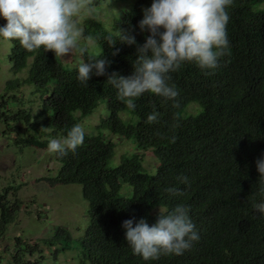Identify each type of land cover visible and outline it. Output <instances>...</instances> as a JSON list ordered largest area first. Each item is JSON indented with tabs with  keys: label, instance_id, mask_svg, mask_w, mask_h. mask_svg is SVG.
<instances>
[{
	"label": "trees",
	"instance_id": "trees-1",
	"mask_svg": "<svg viewBox=\"0 0 264 264\" xmlns=\"http://www.w3.org/2000/svg\"><path fill=\"white\" fill-rule=\"evenodd\" d=\"M134 1L115 19L113 29H134L137 43L142 44L148 33H141L137 25L142 8L151 0ZM227 11V54L211 75L190 63L171 73V83L180 93L176 105L151 93L136 98L134 110L116 100L108 76L131 74L135 47L119 42L110 46L105 37L112 33L96 13L83 20L82 31L84 40L95 42L101 53L93 55L86 49L83 59L104 56L111 63L104 76H93L86 85L76 80V68H64L52 52H29L11 42L9 62L16 78L8 81L0 96V124L5 136H18L14 143L19 149L46 150L50 137H60L90 117L101 101L108 109V116L93 135L85 134L74 154H54L59 170L44 179L54 189L81 186L88 203L83 234L74 238L68 229L57 227L51 237L33 244L17 238V257L24 259L13 257L15 264H47L44 249L54 259L77 249L79 264H264V215L254 208L261 198L255 161L264 153V0H232ZM117 47L119 53L112 56ZM24 71L25 78L17 77ZM25 86H34L39 94L41 110L36 117L13 94ZM153 107L159 120L146 123ZM192 107L196 112H189ZM186 112L189 116L183 117ZM123 114L136 121L125 122ZM105 132L132 141L135 150L152 152L159 162L156 174L149 175L143 157L136 154L124 155L111 166L117 146ZM182 176L188 178L187 185L179 183ZM170 186L180 188L183 195L165 191ZM18 190L10 186L0 191V245L24 206ZM177 203L190 208L199 241L180 256H161L157 261L133 255L124 240L122 221L143 217L151 224L159 209Z\"/></svg>",
	"mask_w": 264,
	"mask_h": 264
},
{
	"label": "clouds",
	"instance_id": "clouds-1",
	"mask_svg": "<svg viewBox=\"0 0 264 264\" xmlns=\"http://www.w3.org/2000/svg\"><path fill=\"white\" fill-rule=\"evenodd\" d=\"M232 0H151L142 8L138 21L141 33L147 32L144 42L138 44L134 29H113L105 37L110 46L117 42L135 47V60L129 76L112 72L108 84L116 89V100L135 109L134 100L145 93L154 94L173 105L178 103L179 89L171 83V73L185 64H193L203 73L211 75L219 67L220 57L227 54L230 41L227 33L228 7ZM94 0H0V39L17 41L25 50L52 52L64 57L79 50L81 62L76 65V80L88 84L93 77L104 76L111 61L101 56L83 59L85 47H80L84 33L77 21L93 18ZM120 48L111 53L116 56ZM160 113L155 110L146 115V123H156ZM86 129L74 123L64 135L50 137L46 150L58 157L75 153L84 142ZM258 173L257 192L260 199L254 208L264 215V153L255 161ZM187 185V177H179ZM176 196L183 195L180 188L165 189ZM124 240L133 255L143 261H157L161 256H180L200 239L190 215V208L177 203L159 212L153 223L134 217L122 221Z\"/></svg>",
	"mask_w": 264,
	"mask_h": 264
},
{
	"label": "rangeland",
	"instance_id": "rangeland-1",
	"mask_svg": "<svg viewBox=\"0 0 264 264\" xmlns=\"http://www.w3.org/2000/svg\"><path fill=\"white\" fill-rule=\"evenodd\" d=\"M134 3V0L122 2L117 0H94V13H96L97 20L110 33H113L115 19L122 17L126 11L132 8ZM83 20L77 21L81 29ZM80 47H85L93 55L101 53L100 48L93 41L83 39L80 41ZM11 48V42L0 39V96L4 94L8 81L16 78L11 72L12 66L9 62ZM58 59L64 68L72 69L76 68V65L81 62V55L77 49L64 57H58ZM17 77L25 78L26 72H22ZM13 94L23 102L27 110H31L34 117L39 114L41 103L34 86H25V88ZM8 108L12 109V106ZM196 110V107H192L189 112L193 113ZM107 116V102L101 101L96 111L90 117L81 121L86 129V134L93 135L97 125H100L101 120ZM188 116L187 112L183 114V117ZM121 117L125 122L136 121L133 117V120H131L129 114H123ZM20 128L26 130L25 125ZM2 130H4V127L0 124V191L10 186L19 187L17 195L23 201L24 206L18 220L10 226L1 242L0 264H15L13 257L18 258L16 252L17 238L33 244V241L51 237L57 227L68 229L74 238L81 236L88 222V203L83 198L81 186H59L54 189L44 181L45 178L55 176L59 170V164L56 163L54 154L36 148L21 150L14 143L18 136H15V134L10 137L5 136ZM105 135H107L108 140L114 142L117 146L116 156L111 166H117L124 155L136 154L143 157L148 174H156L159 162H157L152 152H140L135 150L132 141L123 140L107 132H105ZM44 250L47 264H79L77 249L74 252L60 254L57 259L48 254L46 249ZM23 259L24 257L18 258L19 261Z\"/></svg>",
	"mask_w": 264,
	"mask_h": 264
},
{
	"label": "bare ground",
	"instance_id": "bare-ground-1",
	"mask_svg": "<svg viewBox=\"0 0 264 264\" xmlns=\"http://www.w3.org/2000/svg\"><path fill=\"white\" fill-rule=\"evenodd\" d=\"M179 116V115H178ZM152 151V150H151ZM245 152V151H244ZM86 242V241H85ZM92 253V252H91ZM86 259V258H85ZM117 262V261H116Z\"/></svg>",
	"mask_w": 264,
	"mask_h": 264
}]
</instances>
